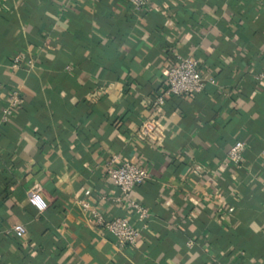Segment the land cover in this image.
Segmentation results:
<instances>
[{"label":"crops","instance_id":"crops-1","mask_svg":"<svg viewBox=\"0 0 264 264\" xmlns=\"http://www.w3.org/2000/svg\"><path fill=\"white\" fill-rule=\"evenodd\" d=\"M16 53L31 66L12 68ZM176 55L199 60L204 88L153 106ZM263 69L264 0H0V116L10 89L22 98L0 119V264H264ZM152 117L162 144L134 137ZM235 140L239 168L223 165ZM111 155L149 174L130 192L142 222L112 201ZM91 208L138 240L117 246Z\"/></svg>","mask_w":264,"mask_h":264},{"label":"built area","instance_id":"built-area-1","mask_svg":"<svg viewBox=\"0 0 264 264\" xmlns=\"http://www.w3.org/2000/svg\"><path fill=\"white\" fill-rule=\"evenodd\" d=\"M132 8L136 11L142 9L148 0H127ZM20 63H25L31 66L32 60L30 58H23L20 54H13L10 61L12 68L17 67ZM254 79L264 85V69L256 72L253 75ZM205 77L201 73L200 62L197 58L187 56H175L174 62L165 66L163 71L162 87L152 99L153 106H161L165 99L169 96H193L200 93L205 84ZM22 98L16 89H10L6 104L1 110L0 119L7 120L21 105ZM167 134L165 125L157 118H145L137 127L134 134L135 139L139 141H148L156 144H162ZM244 149V142L241 140L233 141L228 147L223 165H230L239 168L242 163V152ZM260 154L264 155V144L260 150ZM116 156L111 155L106 158L100 168L106 178L110 180L117 190V195L112 198L113 202H123L134 218L138 221H143L146 217L145 208L137 201L131 198V190L138 184L145 181L149 174L144 167L138 166L130 161H120L115 164ZM190 171L194 174H201L204 168L199 163H193ZM261 185L264 188V177L261 180ZM89 188L83 190V195H89ZM99 199H106L104 195ZM27 202L33 206L37 211L46 208V202L41 198L37 191H29L27 193ZM42 203L45 207L41 209L39 204ZM83 209L88 207L87 203L81 204ZM229 212L232 208L227 209ZM89 223L100 226L106 232L111 234L117 246L122 247L126 245H133L140 236V229H138L129 218L124 215L104 218L98 211L91 208L89 210ZM145 224H142V228ZM11 231L16 237H22L25 229L22 224H12ZM186 245H190L187 242Z\"/></svg>","mask_w":264,"mask_h":264},{"label":"clouds","instance_id":"clouds-1","mask_svg":"<svg viewBox=\"0 0 264 264\" xmlns=\"http://www.w3.org/2000/svg\"><path fill=\"white\" fill-rule=\"evenodd\" d=\"M39 207H40L41 209H43L45 206H44L42 203H40V204H39Z\"/></svg>","mask_w":264,"mask_h":264}]
</instances>
